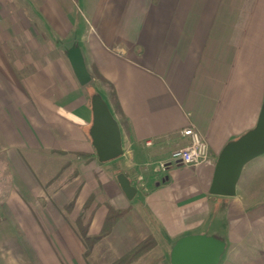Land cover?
I'll list each match as a JSON object with an SVG mask.
<instances>
[{"label": "crops", "instance_id": "obj_1", "mask_svg": "<svg viewBox=\"0 0 264 264\" xmlns=\"http://www.w3.org/2000/svg\"><path fill=\"white\" fill-rule=\"evenodd\" d=\"M14 12L22 31L47 25L61 38L75 35L90 75L95 68L111 84L126 119L124 130L112 112L121 156L97 159L85 85L61 54L30 59L7 50ZM262 108L264 0H0L9 178L0 264H111L147 238L155 246L131 264H170L175 243L193 235L222 242L223 252L244 247L237 264H264V233L256 231L264 191L256 201L249 195L252 174L264 175V153L243 166L234 196L209 193L220 151L254 127ZM189 126L205 138L208 159L155 171L185 145L181 131ZM119 173L136 190L131 199ZM108 207L126 213L88 248L79 230L97 235ZM252 239L256 250L247 246Z\"/></svg>", "mask_w": 264, "mask_h": 264}, {"label": "water", "instance_id": "obj_2", "mask_svg": "<svg viewBox=\"0 0 264 264\" xmlns=\"http://www.w3.org/2000/svg\"><path fill=\"white\" fill-rule=\"evenodd\" d=\"M71 70L79 85L91 80L83 56L74 46L66 54ZM92 122L89 136L97 159L108 162L121 156L119 126L107 104L97 93L90 97ZM264 153V108L253 128L228 142L220 151L212 175L209 193L215 196L232 197L243 166ZM116 180L126 196L131 199L136 190L122 173ZM224 245L204 235H193L179 239L170 253V264H218Z\"/></svg>", "mask_w": 264, "mask_h": 264}, {"label": "rangeland", "instance_id": "obj_3", "mask_svg": "<svg viewBox=\"0 0 264 264\" xmlns=\"http://www.w3.org/2000/svg\"><path fill=\"white\" fill-rule=\"evenodd\" d=\"M14 3L19 5L20 0H14ZM12 15H13L12 25H13L14 38H13V43L11 45H7V50L9 48V51L12 52L14 56H16L17 54L21 55L22 53V54H28L30 59L31 58L38 59L42 56L48 57V55L61 54V56L65 60H67V57H66L67 51H69L74 46L78 47L74 42L75 40L74 34L61 38L58 33H56L53 29H51L47 25H45V27L42 29L41 28L36 29L31 26V28L28 29L27 32L26 30L22 31L20 29L22 25V22L20 20V13L14 12ZM29 15L30 17L32 16L31 13ZM34 24L36 25V23ZM76 31L77 30L74 29L73 33H75ZM84 87L86 90V96L88 98V103H89V99L91 95L94 93H97L105 101L109 110L112 113L111 107L108 104V94L106 92V89L108 88H106V85L104 83L100 82L99 80L91 76L90 82L86 84ZM5 147H6V144L4 143V141H2V136L0 134V200L2 197H4L7 194L9 190L8 171L6 167L5 157L3 155V149ZM251 164H253L254 166L256 163L252 162ZM254 175L255 173L252 174L254 178L250 179L251 187H250L249 195L252 201L258 200L260 198L262 191H264V175L257 174L258 178L260 177L259 179L255 177ZM256 231L257 232L259 231L260 234H263L264 224H262L260 228L256 229ZM247 246H249L250 248H254V249H255V246L258 247L256 245L255 239H252V242H249ZM247 255L248 253L244 251V247L240 248L239 251L235 250L232 252V251L227 250L225 252H222L218 264H228L229 262L231 264H237V263L244 261Z\"/></svg>", "mask_w": 264, "mask_h": 264}, {"label": "trees", "instance_id": "obj_4", "mask_svg": "<svg viewBox=\"0 0 264 264\" xmlns=\"http://www.w3.org/2000/svg\"><path fill=\"white\" fill-rule=\"evenodd\" d=\"M91 75L93 78L104 83L106 87L108 88V101L112 107V112L114 113V115L117 116L118 121L120 122V125L123 127V129L127 130V122L120 109V106L117 101L116 94L114 92L113 87L97 72L95 68H92ZM89 102H90V99H89ZM82 156L84 158L87 157L86 155H82ZM69 207H71V203L67 206V208ZM124 213H126V210H113L111 207H108L104 222L100 229V232L95 236H91V237L86 236L85 228H80L79 233L85 245L88 246L89 248L95 242L99 241L104 236H106L110 232L116 220L119 219L122 215H124ZM154 246H155L154 240L152 238H147L143 240L142 242H140L138 245H136L133 249H131L126 254L115 259L111 264H131L137 261L142 255H144L147 251L152 249Z\"/></svg>", "mask_w": 264, "mask_h": 264}, {"label": "built area", "instance_id": "obj_5", "mask_svg": "<svg viewBox=\"0 0 264 264\" xmlns=\"http://www.w3.org/2000/svg\"><path fill=\"white\" fill-rule=\"evenodd\" d=\"M181 135L186 138V143L171 152L168 162H159L154 170H165L169 163L186 167H194L208 159V145L205 138L193 126L184 128Z\"/></svg>", "mask_w": 264, "mask_h": 264}]
</instances>
